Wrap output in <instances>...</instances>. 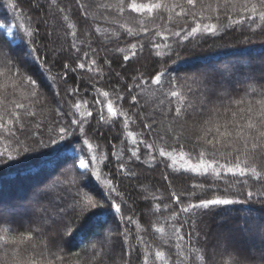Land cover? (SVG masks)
<instances>
[{"label": "trees", "instance_id": "trees-1", "mask_svg": "<svg viewBox=\"0 0 264 264\" xmlns=\"http://www.w3.org/2000/svg\"><path fill=\"white\" fill-rule=\"evenodd\" d=\"M160 2L166 7L148 14L132 12L125 0L119 14L117 0H0V24L15 29L13 40L0 29V52L19 71L17 83L25 81L13 88L0 77V236L28 242L0 243V264L29 254L51 264H264V149L241 153L243 166L254 167L260 179L250 171L199 175L179 159L180 152L193 163L199 152L209 158L201 131L208 121L231 130L232 114L243 124L249 107L259 119L264 21L245 10V0ZM252 3L264 10L259 0L249 9ZM213 24L215 34L203 30ZM52 25L64 33V49L51 43ZM197 25L201 30L185 39ZM155 75L160 85L144 84ZM109 100L116 117L107 113ZM73 119L83 121V132ZM58 126L73 134L64 141L55 135L58 143H51ZM161 150L172 155L161 157ZM234 158L233 152L228 159ZM79 159L87 170L79 169ZM86 196L95 207L84 208ZM204 199L233 203L191 207Z\"/></svg>", "mask_w": 264, "mask_h": 264}, {"label": "snow or ice", "instance_id": "snow-or-ice-1", "mask_svg": "<svg viewBox=\"0 0 264 264\" xmlns=\"http://www.w3.org/2000/svg\"><path fill=\"white\" fill-rule=\"evenodd\" d=\"M233 0H225V4L232 3ZM251 2V0H245L244 7L246 11H250L253 14H257L259 16V19L261 21H264V10L258 11L257 5L255 3L251 4V8H248V4ZM186 3L189 6H195L196 0H186ZM52 4L56 5V0H52ZM259 5L261 9H264V0H259ZM179 6V5H177ZM15 7V5H13ZM128 8L131 9L132 12L135 13H148L151 14L156 10H160L166 5L162 4L160 0H156V2H148V3H137L136 0H131V3L127 5ZM210 8L211 5H208ZM219 7V6H218ZM57 10L60 12H63V8H59L57 6ZM116 11L119 14H123L125 11V0H117L116 4ZM250 19H255V17H250ZM236 23H241V21H236ZM0 27H3V25H0ZM201 30L200 25H197L196 27L191 28V31L185 36V39H188L189 37L193 36L194 34L198 33ZM205 32L215 34L216 32V25H204ZM147 31V30H145ZM129 33H131V29H129ZM28 35H32L31 32L28 33ZM73 37H75L76 33H72ZM176 36H180V32L175 33ZM73 47H76L73 45ZM133 48L136 46L133 45ZM79 51V49H77ZM85 56L88 55L87 52L84 53ZM135 55V53H133ZM123 59L125 61H128L130 59L129 56H124ZM95 61H92V64H95ZM67 67V65H65ZM78 67L80 69L85 68L84 63H79ZM92 69L89 68V71ZM20 76L19 71H13V66H11L8 62V60L5 58V55L3 52H0V77H3L4 80L11 81V86L13 88L20 87L21 85L25 84V81L21 79L19 83H17L16 77ZM55 82V81H53ZM161 83V75H155L154 78H151L148 81H144L145 85H160ZM27 85L31 88H35L36 81L32 80L30 77L27 78ZM4 88L8 87V84L5 83L3 85ZM33 96L36 95L35 91H32L31 93ZM104 97H108V92L102 93ZM172 96H177V93L175 91L172 92ZM118 99H123V97H117ZM133 100L135 101V97H133ZM17 108H23V104H16ZM76 107L78 108L79 105L77 104ZM181 112L180 108L176 109L177 115H179ZM249 115H245L242 117V119L245 121L243 124L236 125L235 121L237 119V113L232 114L233 119V127L231 130L229 129L228 125H220L218 122L215 121H208L209 127L206 129H202V139H204L208 146H210V151L207 152V156L209 158H205V152H199L197 154V161L195 163L192 162V156L191 154H188V159L185 160V153L180 152L179 159L181 161H184V167L186 171L194 172L199 175H205V174H211L215 177L219 178L221 176V173H230L232 176H239L244 177L246 176L249 171L251 172L252 176H255L257 179L261 178V174L257 172V170L252 167L249 168L247 166H243L246 164V160L241 159V153L245 156H254L255 153L261 149H264V104L261 105V107L258 110L259 119L257 120L254 115H251L252 113L256 112L255 109L249 107L247 110ZM107 113L110 114L112 117L117 116V110L114 108L113 103L111 100L107 103ZM89 116H91V113H89ZM71 125H78L79 131L83 132V121H78L76 119H73L71 121ZM0 127H3V125H0ZM125 127H127V123H125ZM223 127V131L221 128ZM54 135L50 136L51 143H58V141L55 139V135H59V140L64 141L65 136L72 135L70 126H58V133H56V130L53 129ZM128 135L130 137L134 136L132 132H129ZM252 141L251 148H249V141ZM133 144H136V140L133 139ZM84 144L88 146V150H93V145L89 143L88 140L84 141ZM220 145L221 147H233L234 145H239L238 147H233V152L235 153L234 160L228 159L229 156L233 155V152L229 153H223L220 152L219 148L217 147ZM148 149L152 148V145H146ZM27 150V149H25ZM224 157V162L221 163L219 159H217V154ZM3 153H0V156H2ZM131 155L135 157L136 159H139L138 156V150L132 151ZM159 155L161 157L164 156H171V152H165L164 150H161ZM92 160H96V156H92ZM173 163H175V158H173ZM89 168V164L84 159H79V169L87 170ZM97 178L99 179V173H96ZM107 184H111V181H107ZM175 196V193L173 194ZM249 196H251V193H249ZM177 201L180 200L179 196H176ZM233 203L230 199H204L199 204L191 205L193 208H202L207 209L210 205H228ZM96 204L92 201V198L90 196H86L84 208L87 207H95ZM112 207H115L117 212L121 211V208L119 205H112ZM183 211L187 212L188 208L183 209ZM158 232H163V228H158ZM179 229H175L174 234L178 233ZM26 239L29 241L31 240V236H28ZM0 243H7V240H5V237L0 236ZM156 258H161L163 256V253L157 252L155 254ZM29 264H36L35 261L29 262ZM51 264V261L49 262Z\"/></svg>", "mask_w": 264, "mask_h": 264}, {"label": "rangeland", "instance_id": "rangeland-1", "mask_svg": "<svg viewBox=\"0 0 264 264\" xmlns=\"http://www.w3.org/2000/svg\"><path fill=\"white\" fill-rule=\"evenodd\" d=\"M54 24V21H53ZM0 25H3V27H0V29L5 33L6 37L8 39H14V33H15V29H14V25L11 23H1ZM51 31L54 33L53 37H58V41L57 42H53V37L50 36L51 39V43H53V46H58L57 48L59 49H64V44H63V38H64V33L62 32V30L58 27L56 28L54 25H52L51 27ZM54 48V47H53ZM153 109V108H151ZM111 249L110 247L107 248V250Z\"/></svg>", "mask_w": 264, "mask_h": 264}, {"label": "clouds", "instance_id": "clouds-1", "mask_svg": "<svg viewBox=\"0 0 264 264\" xmlns=\"http://www.w3.org/2000/svg\"><path fill=\"white\" fill-rule=\"evenodd\" d=\"M8 243L11 244H15L17 246L19 245H24L26 243H28L27 241L23 240V239H16V240H11V241H7ZM35 245H33L34 247ZM31 261H35L36 264H49L50 261L48 260H39V259H32L31 254H29L27 257H25L24 259H17L14 264H29V262Z\"/></svg>", "mask_w": 264, "mask_h": 264}]
</instances>
